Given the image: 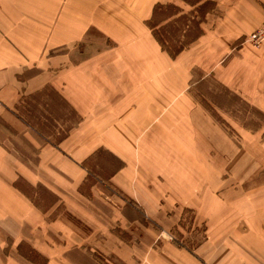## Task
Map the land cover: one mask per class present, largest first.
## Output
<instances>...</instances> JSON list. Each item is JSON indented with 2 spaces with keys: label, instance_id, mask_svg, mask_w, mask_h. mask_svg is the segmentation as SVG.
<instances>
[{
  "label": "crops",
  "instance_id": "crops-1",
  "mask_svg": "<svg viewBox=\"0 0 264 264\" xmlns=\"http://www.w3.org/2000/svg\"><path fill=\"white\" fill-rule=\"evenodd\" d=\"M263 24L264 0H0V264H264V191L207 192L255 151L191 94L203 73L264 114ZM178 204L208 221L194 252L160 238Z\"/></svg>",
  "mask_w": 264,
  "mask_h": 264
},
{
  "label": "rangeland",
  "instance_id": "rangeland-1",
  "mask_svg": "<svg viewBox=\"0 0 264 264\" xmlns=\"http://www.w3.org/2000/svg\"><path fill=\"white\" fill-rule=\"evenodd\" d=\"M210 77L203 78V73H201L200 76L197 73V77L195 75L194 87H192L191 89L192 96L201 102V104L206 108L209 116L219 127H221V129H223L224 133L233 140V143L236 147L243 148L246 145V141L248 139L250 147H253L252 149L255 151V153L252 152V154H254L253 157H256L258 159V163L260 166H258V169L257 167H255V169L249 171L250 173H245L244 178L240 177L241 173H239V171H236L235 169L233 170L229 167H226L224 174L220 173V171L216 169H209V172H207V192L211 195L217 196L220 199L221 197L229 199L232 192L237 190L238 187H240V189L242 191H245L246 193H262V191H264V151L255 150V147L257 149H262L261 147H264V114L259 110L254 109V107L251 106L248 102L238 100L235 97V94L231 93L227 89H225L224 91V94L226 96L220 94L219 91L215 90L214 88L215 84L213 80L215 79ZM227 96L232 98L235 97L233 98V102L229 101L228 99L230 98H227ZM253 127L255 128V130L253 129ZM241 128L250 133L254 134L255 132H258L259 134L256 138L249 136L246 137L245 133L241 131ZM254 139L257 143H262L254 144ZM243 153L244 155H246L245 152ZM117 165L118 163H116V166ZM95 171L96 168L91 169V173H94ZM195 172L197 173L196 170ZM90 181L94 186L96 185V183L92 181V179ZM87 185L90 191V183H88ZM21 186L24 187V185ZM197 195H194V198H196ZM104 201L110 202L107 199H104ZM178 205H176V207L178 209V212L182 213L181 216H177L176 218L171 217L172 221L170 222L169 226H160V238L167 240L168 236L170 240L177 241L194 252V250L198 249L199 245L207 241V231L209 229L207 227L208 221H197L196 209H191L190 206L183 207L181 205ZM112 206L114 209L118 210H120L121 208L118 203L114 202V200ZM133 207H135V209H137V212H139V206L136 207L134 203L128 202V208L134 211L135 209ZM137 212H133V217L129 216L131 220H134L132 221V223L137 221L139 225L140 221L144 225L151 224L150 222H148L147 218L144 217V215L137 214ZM114 213L115 215L112 214V226L113 228L116 227L114 229H117V232H112V235L114 236L115 234H117L125 241L131 240L133 238V235L130 234V232L123 231L124 229L117 226V223L119 224V221L116 220V218H118V215L116 214V212ZM128 230H130V228ZM137 231L139 232V230ZM101 235H103V232ZM98 238L99 236L97 237V239ZM134 245L135 244H133V247L131 245L132 248L129 249L131 250L129 252H133L137 257H139V241L137 243L138 246L134 247ZM34 252L35 251H33V253ZM38 255H40V252L36 250V253H34L32 256ZM129 255L127 256L130 257ZM95 256L97 264H139V261H133V259H128V257L125 259L118 256L117 254H111V256L102 255L97 251Z\"/></svg>",
  "mask_w": 264,
  "mask_h": 264
},
{
  "label": "built area",
  "instance_id": "built-area-1",
  "mask_svg": "<svg viewBox=\"0 0 264 264\" xmlns=\"http://www.w3.org/2000/svg\"><path fill=\"white\" fill-rule=\"evenodd\" d=\"M247 42L255 47L264 45V24L247 37Z\"/></svg>",
  "mask_w": 264,
  "mask_h": 264
}]
</instances>
